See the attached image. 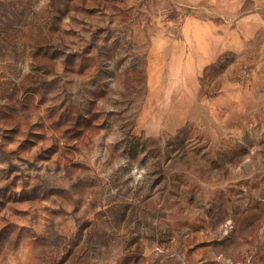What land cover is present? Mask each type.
<instances>
[{
  "label": "rangeland",
  "instance_id": "1",
  "mask_svg": "<svg viewBox=\"0 0 264 264\" xmlns=\"http://www.w3.org/2000/svg\"><path fill=\"white\" fill-rule=\"evenodd\" d=\"M0 264H264V0H0Z\"/></svg>",
  "mask_w": 264,
  "mask_h": 264
}]
</instances>
